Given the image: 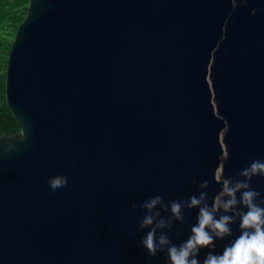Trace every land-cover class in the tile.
Masks as SVG:
<instances>
[{
	"label": "water",
	"instance_id": "95a60500",
	"mask_svg": "<svg viewBox=\"0 0 264 264\" xmlns=\"http://www.w3.org/2000/svg\"><path fill=\"white\" fill-rule=\"evenodd\" d=\"M4 99L19 131L0 134V264H166L137 245L131 204L210 203L214 169L264 159V0H29Z\"/></svg>",
	"mask_w": 264,
	"mask_h": 264
},
{
	"label": "clouds",
	"instance_id": "9594fccd",
	"mask_svg": "<svg viewBox=\"0 0 264 264\" xmlns=\"http://www.w3.org/2000/svg\"><path fill=\"white\" fill-rule=\"evenodd\" d=\"M264 177V159H253L240 169L236 176L225 175L222 166L214 169L213 179L219 190L211 202L207 192L191 194L187 199H172L164 204L161 195L145 198L139 205L143 215L138 227L147 229L137 241L149 256L158 252L166 255V264H264V196L251 186L253 177ZM47 185L50 194L66 190L67 181L59 175H49ZM208 180L199 183L206 188ZM196 209L195 223L186 238L173 242L167 229L172 221H183L184 209ZM161 209L168 213L161 215ZM238 220V234L232 235L231 225ZM225 236L232 238L219 252L213 251L215 241ZM203 249V257L200 253Z\"/></svg>",
	"mask_w": 264,
	"mask_h": 264
},
{
	"label": "trees",
	"instance_id": "16d2710c",
	"mask_svg": "<svg viewBox=\"0 0 264 264\" xmlns=\"http://www.w3.org/2000/svg\"><path fill=\"white\" fill-rule=\"evenodd\" d=\"M28 1L0 0V134L19 131V123L5 103L4 77L7 53L15 30L26 14Z\"/></svg>",
	"mask_w": 264,
	"mask_h": 264
},
{
	"label": "built area",
	"instance_id": "2783aa9c",
	"mask_svg": "<svg viewBox=\"0 0 264 264\" xmlns=\"http://www.w3.org/2000/svg\"><path fill=\"white\" fill-rule=\"evenodd\" d=\"M0 69H1V66H0Z\"/></svg>",
	"mask_w": 264,
	"mask_h": 264
}]
</instances>
